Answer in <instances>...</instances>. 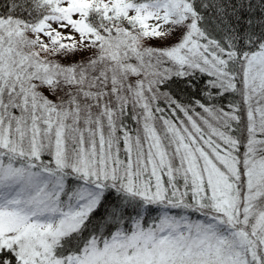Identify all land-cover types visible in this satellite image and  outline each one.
I'll list each match as a JSON object with an SVG mask.
<instances>
[{
    "label": "snow or ice",
    "instance_id": "6c2138e0",
    "mask_svg": "<svg viewBox=\"0 0 264 264\" xmlns=\"http://www.w3.org/2000/svg\"><path fill=\"white\" fill-rule=\"evenodd\" d=\"M0 264H264V0H0Z\"/></svg>",
    "mask_w": 264,
    "mask_h": 264
}]
</instances>
